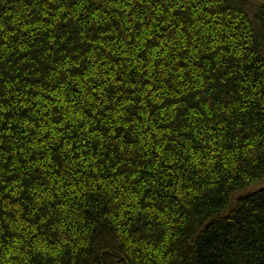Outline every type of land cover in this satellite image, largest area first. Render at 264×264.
Masks as SVG:
<instances>
[{"label": "trees", "instance_id": "1", "mask_svg": "<svg viewBox=\"0 0 264 264\" xmlns=\"http://www.w3.org/2000/svg\"><path fill=\"white\" fill-rule=\"evenodd\" d=\"M0 264H264V0H0Z\"/></svg>", "mask_w": 264, "mask_h": 264}]
</instances>
